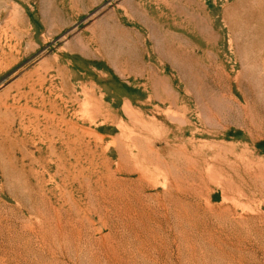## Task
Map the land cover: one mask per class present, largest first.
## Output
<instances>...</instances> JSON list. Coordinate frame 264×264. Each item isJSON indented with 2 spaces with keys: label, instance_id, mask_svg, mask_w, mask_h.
Segmentation results:
<instances>
[{
  "label": "rangeland",
  "instance_id": "374dc122",
  "mask_svg": "<svg viewBox=\"0 0 264 264\" xmlns=\"http://www.w3.org/2000/svg\"><path fill=\"white\" fill-rule=\"evenodd\" d=\"M0 264H264V0H0Z\"/></svg>",
  "mask_w": 264,
  "mask_h": 264
}]
</instances>
